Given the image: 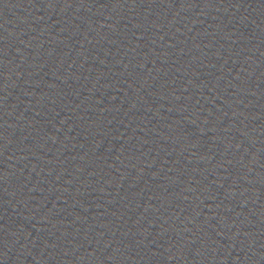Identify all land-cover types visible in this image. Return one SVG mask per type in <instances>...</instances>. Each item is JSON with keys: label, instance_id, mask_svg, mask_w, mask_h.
Masks as SVG:
<instances>
[{"label": "water", "instance_id": "obj_1", "mask_svg": "<svg viewBox=\"0 0 264 264\" xmlns=\"http://www.w3.org/2000/svg\"><path fill=\"white\" fill-rule=\"evenodd\" d=\"M0 264H264V0H0Z\"/></svg>", "mask_w": 264, "mask_h": 264}]
</instances>
